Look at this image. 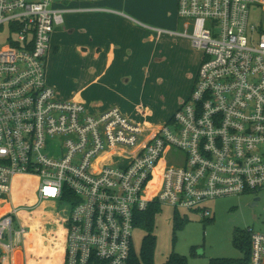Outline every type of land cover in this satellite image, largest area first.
Listing matches in <instances>:
<instances>
[{"label": "built area", "instance_id": "1", "mask_svg": "<svg viewBox=\"0 0 264 264\" xmlns=\"http://www.w3.org/2000/svg\"><path fill=\"white\" fill-rule=\"evenodd\" d=\"M68 1L0 0V259L29 232L13 202L20 175L39 178L40 201L70 205L65 264H129L137 215L152 203L209 218L204 202L264 187V19L251 21L264 0H178V34L203 59L191 94L158 127L119 107L91 113L49 83ZM249 233V264H264V233Z\"/></svg>", "mask_w": 264, "mask_h": 264}, {"label": "rangeland", "instance_id": "2", "mask_svg": "<svg viewBox=\"0 0 264 264\" xmlns=\"http://www.w3.org/2000/svg\"><path fill=\"white\" fill-rule=\"evenodd\" d=\"M129 1L131 5L142 4V0ZM174 2L178 4V0H166L165 3L161 0V5L154 8L158 17L153 22H146L150 28L144 29L145 36L152 40L147 45L145 58L134 59L136 64L132 68L134 75L126 90L120 87L106 91L108 96H125L129 102H126L128 106L125 107L126 110H130L129 114L139 122L152 126L164 124L167 117L176 110L178 97L183 93L186 95L191 90L194 80L188 76V70L195 75L196 67L199 68L203 55L187 37L170 33L178 29L174 21V16L177 18L178 15ZM93 5L92 2H66L58 6L76 8ZM165 10L168 17L162 16ZM94 15L90 12L66 13L65 23L55 28L57 30L61 26L64 32L54 34L56 37L52 36L53 43L58 37L65 38L61 39L62 43L54 44L62 49L59 53L52 52L48 64V76L56 81L54 85L64 98L68 93L74 95L81 93L91 100L101 92L95 72L90 69L93 66L89 62L84 63L78 55L80 50L77 51L72 43L75 39L93 38ZM263 19L264 12L261 7L252 10L251 21L259 23ZM8 38V26L1 25L0 46L5 44ZM145 61V69L142 70L140 68L144 67ZM55 152L57 146L53 149V153ZM173 153L180 157L183 155V152L177 150ZM170 161L171 156L167 152L160 164L164 165ZM49 201L53 203L46 204L41 209L56 212V219L49 221L57 231L62 232L65 230L63 215L66 217L69 214L70 205L58 199ZM202 206H207L211 210V217H205L201 209H176L168 204H160L154 218L153 233L157 237L155 264H164L172 253L186 256L189 264H209L211 259L221 257L239 258L243 253L234 243L236 237L250 228L264 233V187L247 193L221 196L204 202ZM177 221H184V225L176 228ZM146 232L147 230L140 226L133 230L132 244L137 253H140Z\"/></svg>", "mask_w": 264, "mask_h": 264}, {"label": "crops", "instance_id": "3", "mask_svg": "<svg viewBox=\"0 0 264 264\" xmlns=\"http://www.w3.org/2000/svg\"><path fill=\"white\" fill-rule=\"evenodd\" d=\"M71 2L92 1L75 0L68 1L67 3ZM163 2L165 3L166 0H163ZM92 3H94L93 6L67 7L68 10L66 13L90 12L95 14L93 38L75 39L72 43L77 51H81H78V55H80L84 63L87 64V62H89L93 66L90 69L95 72L97 85L101 92L91 100L88 96H84L81 93L76 95L73 93L63 94L65 98L62 97L57 90L58 94L63 99L81 100L87 105L89 111L94 114L102 113L112 107H119L124 113L134 119L135 117L128 112L130 110H126L125 108L128 106L126 104V102L129 103L128 99L121 95L108 96L106 95V91L110 88L117 89L120 87L126 90L128 83L132 82V76L134 75L132 68L136 65L134 59L143 60L145 58V53L148 50L147 45L152 40L149 39V36H145L144 29L146 30V27L150 28L146 22H153L158 17L154 8L155 6L159 7L161 5V0H142V4L136 5H131L129 0H98ZM174 5L175 9L177 6L178 11L177 2H174ZM165 15L168 17L166 10L162 13L163 17ZM174 21L176 26L178 25V29H174L170 31V33L175 36L184 37L178 34L180 29H182V22L178 15L177 18L174 16ZM61 26L55 30L52 36L63 31ZM140 34L143 35L140 36ZM61 39L65 38L61 37L59 39L58 37L54 42L62 43ZM55 43H53L52 38L51 49L47 61V71L49 58L52 52L59 53L62 49V47L57 44L54 45ZM202 59L203 55L199 63V68ZM145 64L146 61L144 67L140 69H145ZM138 65H140L139 62ZM199 68L196 67L197 71L195 70V75L191 70H188V76L194 80L190 90L191 92L195 86ZM48 79L49 83L55 87L54 84H56V81L51 79L50 76H48ZM190 91H188L186 95L183 93L181 97H178L176 110L187 96L189 97V93L191 94ZM176 110L167 117L164 123L171 120ZM161 125L162 124L156 125V127ZM39 184V178L34 176L20 175L15 180L13 202L15 198L18 202H27L32 206L31 209L26 208L28 211L31 210L30 212H22V219L24 223L28 225L29 232L25 244L17 248L11 257L7 256L1 259L2 264H64V231H57L54 226L50 224L49 220L56 219V212L53 210L44 211L41 209L44 208L46 204L48 205L53 202L49 200H39ZM20 187L26 191L28 188V194H23L25 195L24 197L18 194ZM3 209H6V206H3ZM44 220L45 222H43ZM47 220L49 222H46Z\"/></svg>", "mask_w": 264, "mask_h": 264}, {"label": "trees", "instance_id": "4", "mask_svg": "<svg viewBox=\"0 0 264 264\" xmlns=\"http://www.w3.org/2000/svg\"><path fill=\"white\" fill-rule=\"evenodd\" d=\"M27 192H28V188L26 191L25 189L20 187L18 194L19 196H21L23 194H28ZM24 196L25 195H23V197ZM14 203L16 205L24 206L28 209L32 208V206L29 203L18 202L15 198H14ZM159 207L160 205L158 203H152L148 210L138 213L136 226L145 228L147 232L142 239L140 253H137L134 248L132 249L129 264H155L154 256H155V250H156V245H157V237L155 236L153 231H154V224H155L154 218H155L156 212L159 210ZM25 211L30 212L31 210L30 211L25 210ZM63 218H64V215H63ZM175 224H176L175 225L176 228H180L184 225V221H177ZM64 226H65V230H64L63 245H64V251H65L64 253V264H65V260H66L65 246H66V228H67L65 220H64ZM234 243L236 247H238L242 251L243 255L241 257L239 258H224V257L213 258L211 259V262L209 264H249L250 258H251V234L249 233V231H246L245 233H242L240 236L236 237V239L234 240ZM0 264H2L1 259H0ZM164 264H189V262L186 256L180 255L178 253H172L170 258Z\"/></svg>", "mask_w": 264, "mask_h": 264}]
</instances>
